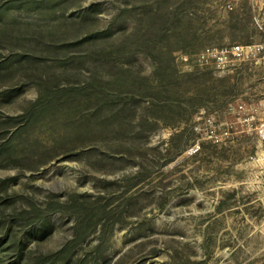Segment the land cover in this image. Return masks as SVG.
<instances>
[{
	"label": "rangeland",
	"instance_id": "rangeland-1",
	"mask_svg": "<svg viewBox=\"0 0 264 264\" xmlns=\"http://www.w3.org/2000/svg\"><path fill=\"white\" fill-rule=\"evenodd\" d=\"M0 264H264V0H0Z\"/></svg>",
	"mask_w": 264,
	"mask_h": 264
}]
</instances>
